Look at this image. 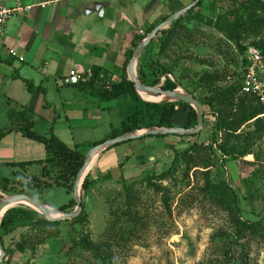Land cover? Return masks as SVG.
I'll list each match as a JSON object with an SVG mask.
<instances>
[{"label":"crops","instance_id":"0c3cea01","mask_svg":"<svg viewBox=\"0 0 264 264\" xmlns=\"http://www.w3.org/2000/svg\"><path fill=\"white\" fill-rule=\"evenodd\" d=\"M44 1L47 0H0L4 7L32 6L30 11L10 18L0 34V132L6 131L0 137L2 195H9L2 191L8 180L24 174L18 164L45 160L48 156L42 142L25 137L18 129L25 117L34 123L36 133L53 132L68 146L80 147L110 139L126 118L138 112L129 94L105 100L102 90H110L124 76L129 80L130 61L124 68L133 37L144 34L148 24L158 22L165 3L149 0L142 5L126 0L125 5L117 0H54L44 7L39 5ZM192 2L177 0V12ZM94 67H101L102 71L92 84ZM72 70L81 73L82 80L77 85L67 82ZM136 72L138 75L137 63ZM26 81L44 91L29 92ZM122 106L131 111L125 118L119 110ZM179 109L184 110L180 106ZM173 124L184 128L186 123L176 124L173 120ZM162 135L165 136L143 135L100 153L88 173L90 179L130 180L159 174L196 140L187 137L194 135ZM91 149L87 147V153ZM80 152L86 156L84 151ZM33 168H28L29 172ZM71 200L59 206L46 204L59 210ZM29 254L34 256L35 251H17L10 261L6 254L2 264H19Z\"/></svg>","mask_w":264,"mask_h":264},{"label":"rangeland","instance_id":"374dc122","mask_svg":"<svg viewBox=\"0 0 264 264\" xmlns=\"http://www.w3.org/2000/svg\"><path fill=\"white\" fill-rule=\"evenodd\" d=\"M135 1L143 5L149 0ZM163 1L165 2L164 12L158 15L160 16L158 22L163 21L165 17L169 18L180 8V5L176 4L177 0ZM235 1L202 0L201 6L195 11L198 17H193V20L191 19L189 22L188 19L184 20L182 24L187 23L190 26H196L208 35L222 37L223 35L208 24V19L216 20L224 13H228L230 9L238 6ZM117 2L126 5V0H117ZM154 24L152 23V25ZM152 25L145 26L144 33ZM206 39H202L199 43H183L177 49L176 56L162 57L160 62L158 61V52L161 41L155 39L147 51H143L139 57L137 71L142 64H145L148 80L153 81L156 78H161V81L155 86L162 87L169 77L177 84V88L180 86L192 95L194 87L189 85L200 83L204 71H210L214 67L217 69L227 67L231 73L240 72L239 52L235 45L229 47L224 45L220 51V45L216 38L211 43ZM254 40L252 37H247L244 43L250 46ZM166 70L169 73H165ZM221 85H226V83L222 82ZM202 92L199 88L197 95L202 97L204 95L201 94ZM142 95L146 101H149L148 96H155L145 93ZM203 106L206 115L198 141L208 146V151L193 155L194 161L189 167V174L186 163L182 162L171 168L170 173L173 175L169 179L154 180L157 184L164 185L168 191L166 194L170 198L169 201L164 199L162 192L148 186L147 182L142 180V176L124 181L100 179L91 186L90 194L84 204V210L89 220L84 231L88 233L94 243H101L115 235L113 232L115 225L111 221L112 215L113 220L115 219L114 213L120 217L122 215L121 229L124 232L119 233L121 229L116 230L118 244L114 246L119 262L123 264H206L211 252L212 235L222 228L228 229L233 235V229L228 223V212L216 208L213 204L214 201L210 198V193L204 190L208 175L220 192L225 187L223 184H218L225 182L227 186L232 187L240 194L244 220L260 221L264 225V142L258 144L255 150L256 154L244 157V160L251 164L244 163L241 159L222 155L218 144H221L223 134L216 132V137L213 140L216 118L208 106ZM133 107L135 108L134 105ZM119 110L124 118L131 114L129 108L122 106ZM148 114L147 111L141 114L140 124L143 129H146L152 121ZM173 120L176 124H185L187 120L185 111L179 109ZM86 150L87 147L84 145L79 147V151L85 152ZM85 153L87 154V151ZM34 172H37V169L33 168L29 173ZM250 176L252 177L250 178ZM246 180L248 184H245ZM73 195L61 186L49 187L42 193L35 190L30 194V196L40 198L43 202L54 206L62 205L73 199ZM19 206L22 205L18 204L15 207ZM77 228L81 229L80 226ZM61 230L59 239L48 240L40 244L36 247L34 256L29 254L26 260H21L19 264H89L91 257L85 249L81 250L80 248L69 255L68 251L71 245H75L70 240L73 235L68 237V224H62ZM76 231L74 230V239H77L78 243L82 230ZM21 233L22 228L6 237V246H14L20 239ZM232 245L235 258L233 264H243V261H246L247 264H264V236L260 234L255 237L245 236L238 241L234 240Z\"/></svg>","mask_w":264,"mask_h":264},{"label":"trees","instance_id":"16d2710c","mask_svg":"<svg viewBox=\"0 0 264 264\" xmlns=\"http://www.w3.org/2000/svg\"><path fill=\"white\" fill-rule=\"evenodd\" d=\"M237 7L230 9V13H224L216 20L208 19V24L214 27L222 37L208 35L196 26H190L184 20L197 18L195 11L201 6L202 0L197 7L190 10L187 15L174 21L166 29L160 31L152 40L158 39L161 41L158 52V61L161 58H172L176 56L177 49L183 43H199L202 39L209 40L210 43L216 38L222 47L235 45L238 49L240 72L237 74L231 73L229 68L221 67L220 69L213 68L210 71H204L200 78V83L191 84L193 86L192 92L194 97L202 104L208 106L216 118L213 128V140L216 137V132L223 134L221 144H218L220 152L226 157L234 159H241L244 163L251 164L244 160V157L249 154H254L258 144L264 142V105L251 94L243 93V72L248 64V54L251 49L257 50L264 59V0H236ZM234 3V4H235ZM165 17L163 20H166ZM193 20V19H192ZM159 24L152 25L144 34L134 35L132 40V47L127 53V63L133 57L134 49L145 39V37ZM252 37L255 40L249 45L244 43L245 38ZM209 44V43H208ZM148 47L145 48V52ZM160 62V61H159ZM205 63V61H203ZM93 77L91 83L94 84L96 78L102 71L101 67H94L92 69ZM169 73V71H164ZM139 77L143 83L149 86H155L161 78H156L153 81L148 80V72L145 64H142L138 70ZM234 78V79H233ZM230 79H233L230 81ZM152 80V79H151ZM224 82L226 85H221ZM230 83V84H229ZM29 92H43L44 89L36 87L32 81H26ZM187 87V86H186ZM164 90H174L177 84L169 77L166 79L161 87ZM201 88L204 94L202 97L197 95V90ZM102 97L105 100H113L123 94H129L131 100L137 105L138 112L129 116L123 121L121 128L115 130L111 138H116L125 133L141 130L143 126L140 124L141 114L147 111L151 123L149 127H175L173 124V116L178 111V107H182L188 113L187 122L184 128H193L198 122V115L196 110L189 104L184 102H169L162 101L159 103H151L144 101L138 94L135 84L124 76L120 82L113 83L110 90H102ZM248 128L247 130L245 128ZM21 133L30 139L42 142L47 150V158L41 161L25 162L18 164V167L25 170L21 177H15L12 181L8 180L2 191L6 194H31L32 191L37 190L42 193L45 189L52 186H61L66 188L69 193L73 192L74 183L77 175L82 168L85 161V154L79 151V146L70 147L53 132L45 135H40L34 130V123L28 118H24L22 124L18 127ZM12 129H10L11 131ZM6 131L0 132L2 137ZM201 133L194 136L196 140L189 144V146L180 151L169 168L159 174L147 175L142 178L147 182L148 186L158 192H162L165 200H170L167 196L168 191L162 183L157 184L154 180L164 181L169 179L173 173L171 168L178 163L185 162L187 165V173L189 174V167L193 164L194 154H199L208 151V146L203 142L198 141ZM153 136V135H145ZM165 136V135H158ZM185 137V135L183 136ZM110 138V139H111ZM131 141V140H130ZM103 141L95 143H85L84 146L88 148L96 147L102 144ZM119 145V144H118ZM117 146V145H115ZM114 147V146H113ZM110 147V148H113ZM109 148V149H110ZM210 149V148H209ZM256 154V153H255ZM253 164V163H252ZM35 166L37 172L29 173L30 167ZM209 167V166H208ZM175 170V169H174ZM172 170V171H174ZM252 176H250L251 178ZM249 178V177H248ZM123 181L125 179H122ZM245 180V179H244ZM96 181H92L88 175L85 179L82 191V213L71 220L65 221H49L42 214L27 206H19L12 208L6 212L0 226V238L5 248L8 261L17 251H25L31 249L36 251V247L40 244L59 239L62 232L61 225L68 224V237L73 235L70 240L75 244L71 245L68 253L69 255L76 250L85 249L89 252L91 261L89 264H123L116 258L114 246L118 244L116 232L121 229V217L114 213V220H112L114 227V236L106 239L103 242L94 243L88 233L84 231L89 223L88 217L84 210V204L90 194V188ZM245 182V181H244ZM133 183V182H131ZM223 184L225 189L220 192L216 189L209 175L205 185V192L210 193V198L216 208L228 212V223L232 227L233 235L228 229H219L217 233L211 237V252L209 260L206 264H233L234 252L233 241L247 237H255L259 234L264 236V225L260 221H246L242 218V209L240 205L241 196L232 187ZM247 183V180L245 182ZM249 189V186L247 185ZM130 190V187H128ZM226 203V204H225ZM76 207L74 199L68 204L60 207L59 210L64 212H72ZM128 214V212H126ZM80 226L81 229L77 228ZM22 228L20 239L13 246L5 244V238L13 235L18 229ZM82 230L79 234V240L74 239V230ZM117 230V231H116ZM76 231V232H77ZM124 232L123 229L119 230ZM77 243V244H76ZM242 257V256H241ZM244 257V256H243ZM243 264H247L243 261Z\"/></svg>","mask_w":264,"mask_h":264},{"label":"water","instance_id":"95a60500","mask_svg":"<svg viewBox=\"0 0 264 264\" xmlns=\"http://www.w3.org/2000/svg\"><path fill=\"white\" fill-rule=\"evenodd\" d=\"M201 0H195L190 5L182 9L181 11L173 14L159 25H157L151 33L138 45L134 51L133 57L129 63V80L135 84V88L139 94H151L155 96H163L162 101L169 102H184L191 105L197 112L198 122L194 128H180V127H153L142 130L131 131L120 135L116 138H111L103 142L102 144L93 147L85 156V161L80 169L76 181L74 183L73 189V199L76 203V209L72 212H64L58 209H54L44 203L42 200L35 198L26 194H11L0 196V221L4 217L5 213L15 207L18 204L28 206L40 214H42L49 221H65L68 219H73L82 213V191L85 179L91 170L93 161L95 158L103 151L113 147L115 145L136 139L143 135H160V134H177V135H197L201 133L202 127L204 125V119L206 111L204 106L189 92L184 90L179 86L174 90H164L159 86H149L141 81L136 72L137 59L147 47V45L155 38V36L162 30L170 26L174 21L181 18L183 15L187 14L190 10L194 9L199 5ZM5 210V211H4ZM4 211V213H2ZM2 213V214H1ZM6 257L5 248L1 242L0 238V264H2L4 258Z\"/></svg>","mask_w":264,"mask_h":264},{"label":"built area","instance_id":"2783aa9c","mask_svg":"<svg viewBox=\"0 0 264 264\" xmlns=\"http://www.w3.org/2000/svg\"><path fill=\"white\" fill-rule=\"evenodd\" d=\"M54 0H47L39 5L45 6ZM32 6H17V7H4L0 6V34L6 24V22L15 16L16 14L23 13L24 11H30ZM81 73L76 70H72L68 77L67 82L73 85H77L81 82ZM243 93L254 95L258 101L264 105V59L261 54L251 49L248 54V64L243 72ZM2 196V193H0Z\"/></svg>","mask_w":264,"mask_h":264},{"label":"bare ground","instance_id":"6f19581e","mask_svg":"<svg viewBox=\"0 0 264 264\" xmlns=\"http://www.w3.org/2000/svg\"><path fill=\"white\" fill-rule=\"evenodd\" d=\"M150 101H161L163 99V96L155 97V96H148L147 98ZM93 165V164H92ZM5 211V210H4ZM4 211L2 213H4ZM1 213V214H2Z\"/></svg>","mask_w":264,"mask_h":264}]
</instances>
